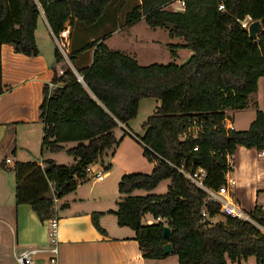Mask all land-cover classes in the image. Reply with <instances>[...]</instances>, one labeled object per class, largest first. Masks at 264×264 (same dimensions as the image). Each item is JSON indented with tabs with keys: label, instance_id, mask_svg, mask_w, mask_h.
Here are the masks:
<instances>
[{
	"label": "trees",
	"instance_id": "trees-1",
	"mask_svg": "<svg viewBox=\"0 0 264 264\" xmlns=\"http://www.w3.org/2000/svg\"><path fill=\"white\" fill-rule=\"evenodd\" d=\"M175 0H140L125 16L124 26L144 18L151 28L168 31L169 37H181L182 45H168L175 56L177 48L192 52L180 64L152 63L146 66L122 52L108 48L100 39L70 49L68 60L94 48L89 66L74 72L56 47L52 86H43L39 119L43 123L42 151L59 152L64 143H75L65 152L72 165L53 159L16 162L15 203L28 204L40 221L56 216L55 199L73 192L88 181L85 168L113 153L121 139L114 129L136 118L143 99H155L156 106L141 124L142 136L135 135L143 156L154 166L150 173L124 174L118 182L119 226L134 232L142 256L163 259L176 255L178 264H227L255 257L264 264V234L250 221L225 216L209 225L201 211L219 215V205L206 200L207 194L179 173L175 166L201 167L206 170L205 184L218 189L231 171L227 156L237 145L264 149V113L256 111L246 130L226 129V110L243 109L248 97L264 76V0H183V9L165 7ZM111 0H0V94L1 46L9 44L15 53L37 56L35 30L41 10L53 36L59 39L66 25L76 22L95 27L102 22ZM223 4L224 10L218 6ZM249 18L261 23V31L251 38L241 21ZM103 33V32H102ZM81 80L78 79V76ZM197 162V165L195 164ZM110 169V164L105 170ZM169 180L167 192L133 196L135 190L151 192ZM145 214L158 221L141 223ZM248 214L264 227V209L256 205ZM100 213L93 214V226ZM170 228L164 239L163 228ZM171 243L172 253L163 245Z\"/></svg>",
	"mask_w": 264,
	"mask_h": 264
},
{
	"label": "crops",
	"instance_id": "crops-1",
	"mask_svg": "<svg viewBox=\"0 0 264 264\" xmlns=\"http://www.w3.org/2000/svg\"><path fill=\"white\" fill-rule=\"evenodd\" d=\"M139 3L140 0L136 5ZM104 18L106 20L101 24L106 25L112 22L110 16ZM141 22L146 24L144 18H140L127 27L123 22L125 28L123 26L111 28V34L102 42L108 48L122 52L140 64L142 53L138 46L148 42L155 46L158 40L127 36L126 38L131 39L132 42L118 45L109 44V40L113 34H120L121 30H131ZM85 28L78 22L72 26L66 25L61 35L66 54L70 49H77L86 42L100 39L101 32L95 31L94 34L86 37ZM148 28L163 30V43L167 48L170 44H184L183 38H171L168 31L163 28L149 26ZM34 35L39 50L37 56L15 53L9 44L1 46L3 93L0 94V264H18L15 254L18 255L27 249L39 250L34 257L36 264H172L169 260L174 257L177 259L176 255H169L158 260L144 258L138 242L134 239L135 232L128 226H119L114 214L121 197L118 192L120 178L124 174L137 171L150 173L154 166L153 162H148L145 164L149 166V170L138 168L140 167V163H137L138 158L139 161L147 160L143 156L141 144L135 137L136 134L143 135L144 130L141 124L144 121L140 123L138 132L129 128L131 120L127 124L118 123L114 134L117 139H121L119 144L111 155L108 153L102 161L97 160L91 164L93 174L100 172L103 178L83 181L73 192L56 200L54 207L58 225L55 256L50 252L52 244L45 221L38 219L30 205H16L15 176L12 170L16 162L35 161L41 164L46 158L64 165H72L75 162L73 157L65 152V149L75 144L73 142L64 143L65 149L59 152L41 149L43 123L39 119L38 107L42 100L43 86L46 84L52 86L51 80L54 75L52 67L59 68L54 58V50L58 45L42 10ZM185 50L188 49L177 48L175 56L171 57L173 59L180 57L179 52ZM93 52L94 48L81 52L74 64L68 60V57L65 62L76 72V68L91 64ZM191 54L190 51L182 58L183 61ZM263 99L264 76L258 79L257 89L248 97L243 109L226 110L224 120L226 129L238 131L248 129L255 119L256 111L261 110L264 113ZM60 153L66 154L70 160L59 155ZM6 157L11 159L10 163H5ZM59 159L63 162H59ZM231 160L232 169L225 175L229 194L232 200L248 213L264 201V199L259 201L260 195L264 194V157H259L258 150L254 148L237 145ZM107 164H110L108 171L105 170ZM96 213H100L98 224L103 232H99L93 226L92 216ZM218 217L215 216V221L222 222L217 220ZM157 221L158 219H154L151 214H145L141 218L143 225L154 224ZM240 260H238L239 263ZM229 261L226 258L227 264Z\"/></svg>",
	"mask_w": 264,
	"mask_h": 264
},
{
	"label": "rangeland",
	"instance_id": "rangeland-1",
	"mask_svg": "<svg viewBox=\"0 0 264 264\" xmlns=\"http://www.w3.org/2000/svg\"><path fill=\"white\" fill-rule=\"evenodd\" d=\"M137 2L138 0H113V1L111 0V4H109L106 10V16L104 17L110 16L112 22L106 25H103L101 23L106 20V18H103L102 22L97 24L95 27L85 26L86 27L85 29L87 31L86 37H89L90 35L94 34L93 33L94 31L97 33L101 32L100 34H104L107 32L106 30H111V28H115V26H123V22L125 20V16L127 12L132 7H134ZM165 8L169 10L181 9L179 8V5L177 3H173L171 5L168 4ZM251 22L252 21L249 18H247L244 23H246L249 26ZM162 33H163L162 29L153 30V29L148 28L146 24H143L141 22L140 24H138L136 27H134L131 30H124V31L121 30L120 34L118 33L113 34V36L109 40V44L111 45H118V44H124V43L130 44L132 40L129 38L133 36L134 37L136 36L137 38H142L144 40L155 39L156 41L158 40L155 46L153 44H149V42L145 44H140L138 46V48L141 50L140 53H142L141 63H140L141 65H148L152 63L167 64L169 62H175L176 64H180V63L185 62L188 59V57L187 59H185V61H183L184 59L182 58L187 56V54H189L190 51L189 50L180 51L179 52L180 57H176L175 59H173L170 54V49L165 47L163 43L164 39H163ZM127 36L129 38H126ZM180 40L182 41V39ZM155 105H156L155 99L149 98V99L141 100L139 103V109H138L137 116L136 118L131 120L130 122L131 127L129 128H131V130H133L134 132H138L140 123H142L150 114H152L155 108ZM263 106H264V99H263ZM59 155H63L64 157H67L66 159L70 160V158H68L66 154L60 153ZM59 160H60L59 162H63L61 161L62 159H59ZM137 163H140L139 164L140 167L138 168H141L143 170H149L148 169L149 166L145 164V163H148L147 160L144 159V160L139 161V158H138ZM137 173H147V172L137 171ZM168 185H169V180H164L160 182L158 186L151 192H147L145 190H135L133 193V196H141V195H146L148 193L162 195L167 192ZM263 199H264V194L260 195L259 201H262ZM217 216H219L217 220L224 221L225 219L224 216L222 215H217ZM169 261L172 262V264L177 263V259L175 257ZM228 264H256V261H255L254 256H250L247 258V260L241 259L240 263L238 261H235V262L229 261Z\"/></svg>",
	"mask_w": 264,
	"mask_h": 264
},
{
	"label": "built area",
	"instance_id": "built-area-1",
	"mask_svg": "<svg viewBox=\"0 0 264 264\" xmlns=\"http://www.w3.org/2000/svg\"><path fill=\"white\" fill-rule=\"evenodd\" d=\"M173 3H177L179 5V8L181 9H183L185 6V3L183 0H175L172 2V4ZM218 9L220 11H223L224 10L223 4H220L218 6ZM244 22L245 20L241 21V25L247 29L248 25ZM62 34L63 32L60 34L59 39L55 38V41L63 57L67 58L65 43L63 41V36H61ZM59 72L62 73V71H59ZM78 77L80 78V76ZM258 156L264 157V149L261 151H258ZM4 161L5 163H10L11 159L9 157H6ZM227 165L229 168H232L231 156H227ZM175 168L185 178L191 181L196 187L205 191V193L207 194V198H206L207 201L212 202V203H217L219 205V209H218L219 214L224 215V216H230L238 220L250 221L253 224H255L258 227V229L264 234V227L259 225L248 213L244 212L241 209V207L232 200L226 183L221 185L218 189H211L207 187L205 184V177L207 175V172L205 169L201 167H197L196 169H194L191 166L186 167L183 163H181L179 166H175ZM85 172H86L87 180H92V179L101 180L103 178V174H101L100 172L96 173L95 175L93 174V171L91 169V164L85 168ZM56 200L57 199H55V203H56ZM261 208L264 209V201H262L261 203ZM201 218H202V221L207 222L209 225H213L214 223H216L214 219L215 216L211 217L210 213L206 209H202ZM45 223L48 227V235H49V238L52 244L50 247V252L53 254V256H55L57 253V247L55 246V239L57 236V225H58L57 216H54L46 220ZM38 251L39 250L37 249L23 250L18 255L15 254V260L18 264H36L34 257ZM51 261L53 262L54 258Z\"/></svg>",
	"mask_w": 264,
	"mask_h": 264
},
{
	"label": "water",
	"instance_id": "water-1",
	"mask_svg": "<svg viewBox=\"0 0 264 264\" xmlns=\"http://www.w3.org/2000/svg\"><path fill=\"white\" fill-rule=\"evenodd\" d=\"M260 31H261V23H260V21H258V20L252 21V22L249 24L248 28H247V32H248V34H249V36H250L251 38H255L256 35H257ZM77 76H78V75H77ZM78 79L81 80V77H80V78L78 77ZM195 164L197 165V162H195ZM162 236H163L164 239H168V238H169V236H170V228H169L168 226H165V227L163 228ZM172 251H173V248H172L171 243L168 242V243H165V244L163 245V252H164L165 254L172 253Z\"/></svg>",
	"mask_w": 264,
	"mask_h": 264
}]
</instances>
